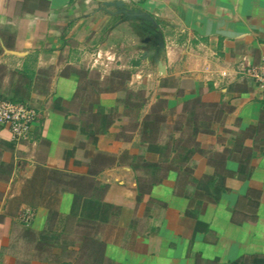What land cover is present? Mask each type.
Listing matches in <instances>:
<instances>
[{
    "label": "crops",
    "instance_id": "1",
    "mask_svg": "<svg viewBox=\"0 0 264 264\" xmlns=\"http://www.w3.org/2000/svg\"><path fill=\"white\" fill-rule=\"evenodd\" d=\"M261 64L264 0H0L37 111L0 126V264H264Z\"/></svg>",
    "mask_w": 264,
    "mask_h": 264
},
{
    "label": "built area",
    "instance_id": "2",
    "mask_svg": "<svg viewBox=\"0 0 264 264\" xmlns=\"http://www.w3.org/2000/svg\"><path fill=\"white\" fill-rule=\"evenodd\" d=\"M247 76L253 78L260 87L264 98V64L250 66L245 70ZM37 118V111L29 104L22 101L9 100L0 94V126L9 129L15 140L26 139ZM33 216V211L24 209L19 219L28 224Z\"/></svg>",
    "mask_w": 264,
    "mask_h": 264
},
{
    "label": "rangeland",
    "instance_id": "3",
    "mask_svg": "<svg viewBox=\"0 0 264 264\" xmlns=\"http://www.w3.org/2000/svg\"><path fill=\"white\" fill-rule=\"evenodd\" d=\"M145 37L142 35H137L136 39H134V43L133 44H128V45H123L122 49H121V53H143L144 49H145V45H143V39ZM157 39H155V43H156ZM63 51L61 50V53ZM91 53L97 52V51H89ZM123 76L125 74H122Z\"/></svg>",
    "mask_w": 264,
    "mask_h": 264
},
{
    "label": "water",
    "instance_id": "4",
    "mask_svg": "<svg viewBox=\"0 0 264 264\" xmlns=\"http://www.w3.org/2000/svg\"><path fill=\"white\" fill-rule=\"evenodd\" d=\"M116 4L120 5L121 3H120V2H118V3H116ZM149 19H150V18H149ZM158 42H159V44H162V39H161V36H158Z\"/></svg>",
    "mask_w": 264,
    "mask_h": 264
}]
</instances>
